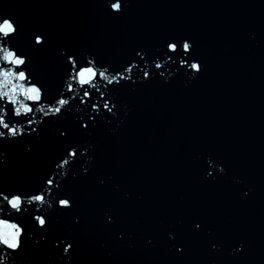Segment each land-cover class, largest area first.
Here are the masks:
<instances>
[{
	"label": "water",
	"instance_id": "water-1",
	"mask_svg": "<svg viewBox=\"0 0 264 264\" xmlns=\"http://www.w3.org/2000/svg\"><path fill=\"white\" fill-rule=\"evenodd\" d=\"M105 3L0 0V14L19 22L21 48L31 49L33 33H46L47 47L34 53L33 68L52 89L63 74L61 48L93 53L120 68L134 50L162 52L169 36L183 35L194 42L205 71L196 80L171 61L165 65L166 57L158 60L162 67L155 71L164 76L123 89L121 111L108 114L112 123L83 138L96 145V160L89 175L70 176L64 187L76 198L73 215L83 218L71 264H264V0H129L120 17L110 16ZM78 106L76 115L87 117L88 106ZM72 124L69 115L42 125L43 138L30 141L31 152L25 144L0 141V190L39 185L63 150L59 132ZM210 158L209 170L218 171L220 161L227 171L215 182L204 174ZM99 178L107 182L103 189ZM106 207L118 211L123 240L105 227ZM193 215L222 238L221 252L210 250L207 235L189 233L183 255L170 249L167 226ZM72 228L67 210L52 212L49 241ZM238 240L246 250L232 256ZM24 259L18 264H59L51 243L30 247Z\"/></svg>",
	"mask_w": 264,
	"mask_h": 264
},
{
	"label": "snow or ice",
	"instance_id": "snow-or-ice-1",
	"mask_svg": "<svg viewBox=\"0 0 264 264\" xmlns=\"http://www.w3.org/2000/svg\"><path fill=\"white\" fill-rule=\"evenodd\" d=\"M128 7L129 0H106L105 3L108 14L113 17L123 16ZM21 33L22 27L14 17L0 14V141L25 144L26 150L31 152L34 145L30 141L43 138L45 127L42 125L58 124L69 115L73 124L70 129L59 132V136L64 138L63 150L52 161V166L45 173L46 178L39 185L31 189L4 187L0 190V264L24 261L29 248L39 246L41 242L51 243L56 249L59 264H71L79 248L77 230L83 218L73 215L77 207L76 198L65 192L64 187L70 176L78 180L89 175L96 160V145L83 138L91 136L101 123H112L108 114L116 117L121 111L119 93L123 89L151 83L153 79L164 76L163 71H155L162 67L158 60L166 57L165 65L171 61L172 65L196 80L204 73L205 65L194 52L192 39L183 35L169 36L162 52L151 53L143 48L134 50V55L120 68H113L93 53L61 48L59 58L63 74L61 83L52 89L33 68L34 53L47 47L46 33H33L31 49L18 45ZM149 62L154 65L151 70ZM133 68L137 69L135 76ZM78 105L88 106L87 117L76 115L82 111ZM123 109L125 115L130 111L126 104H123ZM213 159L204 162V174L209 181L215 182L221 175H227V171L220 161H216L218 171L216 167L209 170ZM4 162L5 154L0 152V164ZM106 183L105 178H99L98 187L103 189ZM241 192L244 197L251 195V189L246 186L241 188ZM127 198H131V193ZM61 210H67V214L72 216L73 228L49 241L52 212ZM102 211L105 227L115 229L117 239L123 240L125 231L121 230L118 211L112 207ZM185 233L207 235L212 252L223 250L222 238L213 236L206 219L193 215L187 220H179L176 225L167 226L166 234L174 254L185 253ZM147 243L152 244V239ZM245 250L246 242L238 240L231 245L230 255L238 256Z\"/></svg>",
	"mask_w": 264,
	"mask_h": 264
}]
</instances>
